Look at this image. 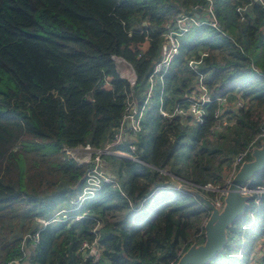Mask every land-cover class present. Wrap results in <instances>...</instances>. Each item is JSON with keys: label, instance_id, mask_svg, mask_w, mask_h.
<instances>
[{"label": "trees", "instance_id": "1", "mask_svg": "<svg viewBox=\"0 0 264 264\" xmlns=\"http://www.w3.org/2000/svg\"><path fill=\"white\" fill-rule=\"evenodd\" d=\"M213 1L226 36L207 26L191 30L164 83L173 100L190 96L197 76L186 61L206 53L197 70L212 100L240 95L237 122L213 132L214 101L204 106L201 124L163 119L154 96L135 143L138 161L107 157L118 187L103 184L65 221L43 226L37 218L49 221L69 209L62 206L81 189L84 168L67 159L61 145L101 146L124 113L129 87L111 56L133 68L138 98L165 25L196 0H0V264H175L203 241L207 211L173 185H222L223 165L231 167L264 129L250 108L254 102L264 115V0ZM236 6H247L243 22ZM236 124L233 145L220 141ZM129 142L121 148L128 151ZM257 187L264 188V170L249 182ZM253 195L247 210L256 208L253 218L229 228L221 254L237 251L235 236L245 239L244 254L256 237L264 244V193ZM94 241L97 257L80 252L82 243ZM221 254L208 264H223Z\"/></svg>", "mask_w": 264, "mask_h": 264}, {"label": "built area", "instance_id": "2", "mask_svg": "<svg viewBox=\"0 0 264 264\" xmlns=\"http://www.w3.org/2000/svg\"><path fill=\"white\" fill-rule=\"evenodd\" d=\"M246 8L247 6L235 7L234 11L238 22H243L245 20ZM203 26L212 28L226 36V34L223 33L221 24L216 16L213 0H196V3L193 5L191 11L178 12L173 18V21L165 25L163 33L160 35L158 56L153 62L151 70L146 78L145 90L142 92V97L140 99L136 97L133 89L136 82V75L131 65L119 56H111L119 76L126 80L129 87L124 113L120 119L118 127L112 132V136L104 145L99 147L91 146L88 143L75 147H70L65 144L61 145L60 152L64 154L67 159L72 160L77 167L84 168V174L81 179V189L77 198L69 202L72 208L62 209L60 213L54 215L49 221L37 218L36 220L41 225L44 226L50 222L59 220L65 221L69 217V215H67L68 212L74 209L73 206H79L84 199L92 197L103 184L118 187L115 177L110 175L107 157L113 156L119 159L138 161L136 156L133 155L135 151V143L141 132V123L145 115L146 107L151 104L154 96H156L158 102V114L163 119H171L176 116H182L191 118L195 124H201L205 116L204 106L207 103L214 101L215 109L213 111V132L217 130L222 131L237 122L239 112L244 107L240 95H234V98L231 100H228L227 96H219L212 100L207 87L203 83V75L197 70V66L200 64L202 58L206 56V53L204 52L199 53L198 57H192L186 61L189 69L194 71L197 76V86L195 91L192 92L190 96L182 98L183 100L181 101L173 100L168 95V92H166L164 76L170 67L172 59L179 52V46L182 38L191 30L198 29ZM156 86L157 90L154 91ZM166 100L167 102H172L171 106L168 108L165 106ZM183 103H186V108L183 106ZM260 140H264V129L253 139V142L247 149L234 156L231 165L232 174L235 173L242 161L246 160V157L249 156L251 147L256 143H259ZM125 141H130L127 146L128 151L121 148V146L125 144ZM159 172L165 174L167 173L160 170ZM229 181L230 180L227 181L226 185ZM187 187L194 188L200 192L201 190L206 192H215L216 196L209 199L217 208L221 207L224 193L218 185L212 186L210 184H206L198 186L187 183ZM262 191H264V189H262ZM253 200L254 203L258 205L259 198L256 197ZM255 209H253V212ZM74 218L75 220H78L79 216ZM30 239L33 240L32 245H34L37 235H33ZM96 246L97 243L95 241L90 244L84 242L79 250L82 253L88 251L91 253L93 249L96 250ZM93 255L97 257L98 252ZM238 255H240V250L238 251ZM13 264H18V261H14ZM258 264H264V257Z\"/></svg>", "mask_w": 264, "mask_h": 264}, {"label": "water", "instance_id": "3", "mask_svg": "<svg viewBox=\"0 0 264 264\" xmlns=\"http://www.w3.org/2000/svg\"><path fill=\"white\" fill-rule=\"evenodd\" d=\"M264 170V140L251 147L249 158L242 161L229 183L222 188L224 193L222 205L217 208L213 202L202 192L184 187V191L194 196L208 212L203 225V241L192 243L183 251L175 264H208L227 245L228 230L249 209L253 193L262 189L249 188L250 180ZM112 177L113 174L110 173ZM97 253L95 249L89 256Z\"/></svg>", "mask_w": 264, "mask_h": 264}, {"label": "rangeland", "instance_id": "4", "mask_svg": "<svg viewBox=\"0 0 264 264\" xmlns=\"http://www.w3.org/2000/svg\"><path fill=\"white\" fill-rule=\"evenodd\" d=\"M230 30H231V28H230ZM231 31H233V30H231ZM260 56H261V53L259 54ZM256 57H258V56H256ZM255 57V58H256ZM261 58V57H260ZM259 57L257 58V59H260ZM145 90V85H143L142 87H141V89H139L138 91H136V94L138 95V98L140 99L141 97H142V92ZM157 90V86L154 88V91H156ZM166 92H168L167 90H166ZM169 93V92H168ZM151 105H152V102H151ZM150 104L146 107V110H148V108L151 106ZM250 108H251V111H252V119L253 120H257V119H259L260 118V121L262 122V120L264 119L263 117H264V115L263 114H261V107L260 106H257L254 102H252L251 103V106H250ZM146 110H145V112H146ZM260 114V115H259ZM237 127V124L236 125H234L233 127H231V128H229L228 130H226V133H225V138L224 139H220V141H224L225 143H227V144H229V145H233V143H232V137H233V133L234 132H236V127ZM256 144H258V143H256ZM255 144V145H256ZM179 154V156L182 154V153H186V150L185 149H182V150H179V152H178ZM117 158V157H116ZM109 169V168H108ZM223 174H224V176H223V184L222 185H219V184H210V183H208V184H210V185H212V186H219L221 189L222 188H224L225 186H226V183H227V181L228 180H230L231 179V177L233 176V174H232V168L231 167H226L225 165H223ZM111 170V172H112V169H111V167H110V169H109V171ZM110 172V173H111ZM183 182V183H182ZM185 183H186V181H181V182H179V183H177V184H174L173 185V187H175V189H183L184 187H187V185H185ZM216 193L214 192L213 193V197L214 196H216L215 195ZM205 196H207V195H205ZM208 197V196H207ZM208 198H210V197H208ZM62 207H64V208H69L70 207V204H68V202L67 203H65V205H63ZM62 211V209L61 210H59L58 212H56L54 215H56V214H58V213H60ZM207 213V215H208V212H206ZM253 216H254V214H253V211H246V213L241 217L242 219H241V223H243V222H249L252 218H253ZM240 223V224H241ZM244 227V226H243ZM243 227H241V229H243ZM198 235L200 234V232H198L197 233ZM230 237H232L233 238V236H231V234L229 235ZM236 237V236H235ZM234 237V240H236V245H238V243H243L242 241H241V237H239V242H238V237L237 238H235ZM240 248V247H239ZM221 253H223V251L222 252H220V253H218V254H221ZM233 254V255H232ZM224 254H221L220 255V258H222V261H225L223 264H247V262H246V260L245 259H243V260H240V259H238L237 257H235L234 256V252L232 253L231 252V255H229V256H225Z\"/></svg>", "mask_w": 264, "mask_h": 264}, {"label": "crops", "instance_id": "5", "mask_svg": "<svg viewBox=\"0 0 264 264\" xmlns=\"http://www.w3.org/2000/svg\"><path fill=\"white\" fill-rule=\"evenodd\" d=\"M106 142H107V140L104 141V143L102 145H104ZM262 189H264V188H262ZM258 193H264V191H261ZM241 241L243 242L242 244L241 243H238V245L235 244L237 251L234 252V256L240 260L245 259L247 264H258L261 261V259L264 257V244L261 243V239H259V237H256L254 239L253 245H252V250L248 254H244V252H243V248L245 246V239L241 238ZM238 242H239V240H238ZM239 250H240V255H238Z\"/></svg>", "mask_w": 264, "mask_h": 264}, {"label": "bare ground", "instance_id": "6", "mask_svg": "<svg viewBox=\"0 0 264 264\" xmlns=\"http://www.w3.org/2000/svg\"><path fill=\"white\" fill-rule=\"evenodd\" d=\"M257 145V144H256ZM255 194V193H254ZM259 194V193H258ZM254 196V195H253ZM253 198V197H252ZM253 202V201H252ZM82 203V202H81ZM255 204V203H254ZM254 213V212H253Z\"/></svg>", "mask_w": 264, "mask_h": 264}]
</instances>
